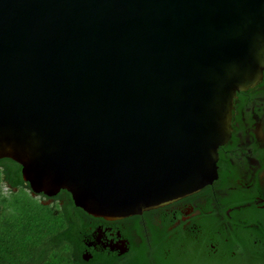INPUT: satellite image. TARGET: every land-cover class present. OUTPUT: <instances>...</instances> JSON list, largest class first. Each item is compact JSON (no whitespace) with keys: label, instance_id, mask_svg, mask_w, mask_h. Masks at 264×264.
Segmentation results:
<instances>
[{"label":"water","instance_id":"1","mask_svg":"<svg viewBox=\"0 0 264 264\" xmlns=\"http://www.w3.org/2000/svg\"><path fill=\"white\" fill-rule=\"evenodd\" d=\"M263 70L264 0H0V158L94 217L165 206L217 178Z\"/></svg>","mask_w":264,"mask_h":264},{"label":"flooded vegetation","instance_id":"2","mask_svg":"<svg viewBox=\"0 0 264 264\" xmlns=\"http://www.w3.org/2000/svg\"><path fill=\"white\" fill-rule=\"evenodd\" d=\"M217 151L211 183L165 206L114 220L87 214L65 190L48 196L32 192L25 181L12 184L21 166L0 158V222L10 225L14 218L17 235L7 241L66 246V234L74 233L80 257L87 252L89 260L97 251L121 257L151 241H193L202 259L211 258L207 264H264V70L257 84L237 92L230 136Z\"/></svg>","mask_w":264,"mask_h":264},{"label":"trees","instance_id":"3","mask_svg":"<svg viewBox=\"0 0 264 264\" xmlns=\"http://www.w3.org/2000/svg\"><path fill=\"white\" fill-rule=\"evenodd\" d=\"M13 180L12 184L23 181L20 172L18 179ZM69 204L72 205L71 202ZM66 235L71 240L67 247L59 244L61 241H47L41 246H38L40 241L36 244L32 241H7L17 235L0 233V264H207L211 261V258L199 256L193 241H151L149 245L143 243L132 247L121 257L97 251L90 260L84 261L80 257L81 242L77 241L74 233ZM70 246L71 252L68 251Z\"/></svg>","mask_w":264,"mask_h":264},{"label":"rangeland","instance_id":"4","mask_svg":"<svg viewBox=\"0 0 264 264\" xmlns=\"http://www.w3.org/2000/svg\"><path fill=\"white\" fill-rule=\"evenodd\" d=\"M2 191H3V195H5V196L8 195L6 189H2ZM14 221H15L14 218L12 220H10V225L9 224L8 225L7 224L4 225V224H2V222H0V233L1 234H6V235H15V232H14ZM197 264H204V263L201 262V263H197ZM239 264H244V263L241 261V262H239Z\"/></svg>","mask_w":264,"mask_h":264}]
</instances>
